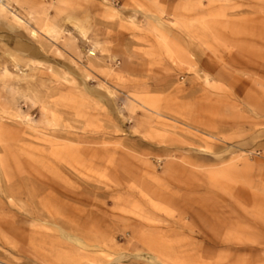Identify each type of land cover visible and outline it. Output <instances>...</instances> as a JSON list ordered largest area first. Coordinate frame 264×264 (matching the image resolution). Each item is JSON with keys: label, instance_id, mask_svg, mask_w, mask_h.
<instances>
[{"label": "rangeland", "instance_id": "374dc122", "mask_svg": "<svg viewBox=\"0 0 264 264\" xmlns=\"http://www.w3.org/2000/svg\"><path fill=\"white\" fill-rule=\"evenodd\" d=\"M0 264H264V0H0Z\"/></svg>", "mask_w": 264, "mask_h": 264}, {"label": "bare ground", "instance_id": "6f19581e", "mask_svg": "<svg viewBox=\"0 0 264 264\" xmlns=\"http://www.w3.org/2000/svg\"><path fill=\"white\" fill-rule=\"evenodd\" d=\"M91 54H93V53H91Z\"/></svg>", "mask_w": 264, "mask_h": 264}]
</instances>
